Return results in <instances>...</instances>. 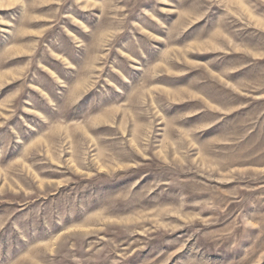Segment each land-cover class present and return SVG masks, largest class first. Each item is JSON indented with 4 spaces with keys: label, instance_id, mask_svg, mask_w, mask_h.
<instances>
[{
    "label": "rangeland",
    "instance_id": "374dc122",
    "mask_svg": "<svg viewBox=\"0 0 264 264\" xmlns=\"http://www.w3.org/2000/svg\"><path fill=\"white\" fill-rule=\"evenodd\" d=\"M0 264H264V0H0Z\"/></svg>",
    "mask_w": 264,
    "mask_h": 264
}]
</instances>
